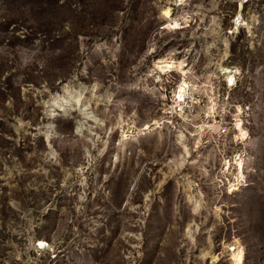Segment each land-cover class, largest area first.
<instances>
[{
  "label": "rangeland",
  "instance_id": "rangeland-1",
  "mask_svg": "<svg viewBox=\"0 0 264 264\" xmlns=\"http://www.w3.org/2000/svg\"><path fill=\"white\" fill-rule=\"evenodd\" d=\"M239 246L264 264V0H0V264Z\"/></svg>",
  "mask_w": 264,
  "mask_h": 264
},
{
  "label": "bare ground",
  "instance_id": "bare-ground-1",
  "mask_svg": "<svg viewBox=\"0 0 264 264\" xmlns=\"http://www.w3.org/2000/svg\"><path fill=\"white\" fill-rule=\"evenodd\" d=\"M237 21V28L236 29H238L239 28V26L241 25V23L243 22V18H242V15H240V16H238V19L236 20ZM158 63H160V62H158ZM162 63V62H161ZM173 66L174 65H172V64H170V63H168V64H159L158 66H157V69L160 71V72H166V71H168V70H171L172 68H173ZM223 72H224V75H226L227 76V78L228 79H230L231 81L233 80V78H234V75H235V72L233 71V70H231L230 68H226V67H224L223 68ZM182 92H183V94L181 93V91H178V93H179V98H181V99H183V97H186L185 96V93H186V89H185V87L182 89ZM181 95H182V97H181ZM179 98H177V96H176V99H179ZM185 100H186V98H185ZM245 134V132H243V135ZM244 138H246V136H243ZM186 146V145H185ZM185 148V147H184ZM185 150H186V153L188 154V155H190V151H189V149L186 147L185 148ZM45 240H41L40 242H39V244L40 245H42V246H46L47 244H48V242H44ZM233 256H234V261H235V264H243L244 263V258H245V252H244V249L242 248V247H235V249H234V253H233Z\"/></svg>",
  "mask_w": 264,
  "mask_h": 264
},
{
  "label": "built area",
  "instance_id": "built-area-1",
  "mask_svg": "<svg viewBox=\"0 0 264 264\" xmlns=\"http://www.w3.org/2000/svg\"><path fill=\"white\" fill-rule=\"evenodd\" d=\"M228 80H230V79H228ZM177 90H179V88H177ZM176 96H177V98H179V93H177ZM174 97H175V95H174ZM185 98L186 97H183V99L174 98V100H172V102L168 104V106L165 108V114H167V117H168L167 121L169 120V122L172 123V122H174V117L185 112L186 107H187L186 104H187L188 96H187L186 100H185ZM40 241L41 240L38 241V245L40 247H44V246L39 244Z\"/></svg>",
  "mask_w": 264,
  "mask_h": 264
}]
</instances>
